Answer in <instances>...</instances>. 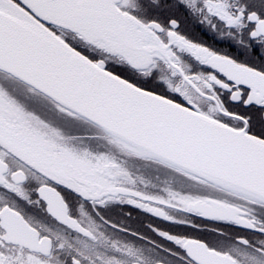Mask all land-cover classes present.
<instances>
[{
  "label": "snow or ice",
  "instance_id": "snow-or-ice-1",
  "mask_svg": "<svg viewBox=\"0 0 264 264\" xmlns=\"http://www.w3.org/2000/svg\"><path fill=\"white\" fill-rule=\"evenodd\" d=\"M0 264H264V0H0Z\"/></svg>",
  "mask_w": 264,
  "mask_h": 264
},
{
  "label": "flooded vegetation",
  "instance_id": "flooded-vegetation-1",
  "mask_svg": "<svg viewBox=\"0 0 264 264\" xmlns=\"http://www.w3.org/2000/svg\"><path fill=\"white\" fill-rule=\"evenodd\" d=\"M196 36H197L198 39H201V40H203L204 42H206V43H208L210 45H213L215 47H223L222 45H216V44H214L213 41L208 36H203V35H201L199 33H196Z\"/></svg>",
  "mask_w": 264,
  "mask_h": 264
}]
</instances>
